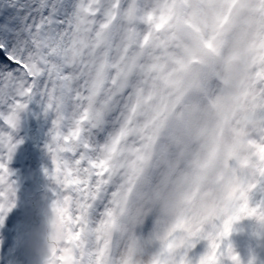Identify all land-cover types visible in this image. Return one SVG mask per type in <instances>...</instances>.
<instances>
[{"label":"clouds","instance_id":"1","mask_svg":"<svg viewBox=\"0 0 264 264\" xmlns=\"http://www.w3.org/2000/svg\"><path fill=\"white\" fill-rule=\"evenodd\" d=\"M11 29L39 182L14 264H264V0H30Z\"/></svg>","mask_w":264,"mask_h":264},{"label":"snow or ice","instance_id":"2","mask_svg":"<svg viewBox=\"0 0 264 264\" xmlns=\"http://www.w3.org/2000/svg\"><path fill=\"white\" fill-rule=\"evenodd\" d=\"M11 29L7 22L0 24V51H3L7 58L0 59V64L7 65L12 70L0 71V87L6 86L19 68L15 48L9 46L10 41L7 39ZM12 100L19 101L15 96ZM0 102H2L0 106L7 109L0 111V264H14L18 258L19 241L29 221L32 194L25 192L23 199L20 198L22 177L20 172L12 167V163L17 157L18 150L31 137L17 135L19 121L14 109L23 106L17 103L13 108H9L8 97L2 94ZM26 163L25 161V165Z\"/></svg>","mask_w":264,"mask_h":264},{"label":"rangeland","instance_id":"3","mask_svg":"<svg viewBox=\"0 0 264 264\" xmlns=\"http://www.w3.org/2000/svg\"><path fill=\"white\" fill-rule=\"evenodd\" d=\"M30 0H0V24L9 23L11 28L18 26L19 22L24 21L25 23L32 22V14L27 5ZM7 39H12L11 35L8 34ZM10 46V45H9ZM16 55V53H15ZM0 59L6 60L3 51H0ZM9 63H11L9 61ZM0 71L9 72L10 70L7 65L0 64ZM18 72L15 71L14 78L9 80L4 87H0V94L8 97V102H13L12 97L20 99L15 93V89L19 86L20 80L17 78ZM2 104V102H0ZM0 111H7L6 108L0 106ZM21 136H28L31 139L27 140L25 145L21 146L18 150L17 157L13 160L12 167L17 169L22 177L21 188L19 194L23 192H30L32 195L39 182V151L37 144L41 136V122L38 117L29 115L21 122ZM34 141V142H33ZM31 166L33 168V176H31L30 184L26 180L24 174L25 169ZM25 167V168H22ZM257 201H260L261 196L258 197ZM259 204L253 206L247 200L241 205L239 212L243 216H233L228 220L224 221L222 233L217 234V238L211 241L206 251V264H233V261L239 259V253L236 250L238 244H242L243 240L240 239L242 232H247V229H234L233 224H244L247 220L255 214Z\"/></svg>","mask_w":264,"mask_h":264},{"label":"bare ground","instance_id":"4","mask_svg":"<svg viewBox=\"0 0 264 264\" xmlns=\"http://www.w3.org/2000/svg\"><path fill=\"white\" fill-rule=\"evenodd\" d=\"M20 149H21V148H20ZM28 165H29V164H28ZM28 165L26 164V166H28ZM23 168H25V167H23ZM25 170H26V171H25L24 176H25L26 180H28L27 182H28V185H29V184H30L31 176H33V168H31V166H28ZM19 196H20L21 199H23L24 193L21 192V194H19ZM258 197H260L259 194H258ZM256 198H257V197H256Z\"/></svg>","mask_w":264,"mask_h":264}]
</instances>
